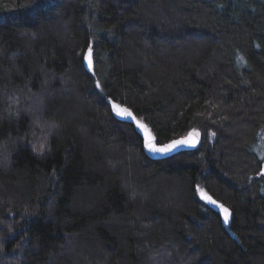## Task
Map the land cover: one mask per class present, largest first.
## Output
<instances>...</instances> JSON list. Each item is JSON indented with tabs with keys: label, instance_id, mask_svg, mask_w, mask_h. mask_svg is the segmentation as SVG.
I'll return each mask as SVG.
<instances>
[{
	"label": "trees",
	"instance_id": "1",
	"mask_svg": "<svg viewBox=\"0 0 264 264\" xmlns=\"http://www.w3.org/2000/svg\"><path fill=\"white\" fill-rule=\"evenodd\" d=\"M263 164L264 0H0V264H264Z\"/></svg>",
	"mask_w": 264,
	"mask_h": 264
},
{
	"label": "water",
	"instance_id": "2",
	"mask_svg": "<svg viewBox=\"0 0 264 264\" xmlns=\"http://www.w3.org/2000/svg\"><path fill=\"white\" fill-rule=\"evenodd\" d=\"M88 53V52H87ZM85 66L87 68L88 67V62L85 60ZM107 104L109 105L110 107V112H111V115L112 117L118 121V122H121V123H125V124H132L134 129H135V132L136 134L142 139L143 141V147H144V152L145 154L147 155L148 158L152 159V160H163V159H166V158H169L177 153H181V152H189V151H193L194 149H196L199 145V140H198V137L194 134L191 139L189 140V134H187L185 137L183 138H180L178 140H189L188 143H185V144H182V145H178L176 148L172 149L171 151L167 152V153H164V154H160V153H152V152H149L144 144H145V139L147 137H151L153 138V142L158 146H164V145H168V144H171L173 141L171 142H168L166 144H162V145H159L157 144V141L155 139V137L152 135V133L147 129V127L140 121H138L136 118L135 120H132V119H125V118H122L120 116H117L116 115V112L113 108V105H117L119 106L120 108H125V107H122L116 103H113L111 102L110 100H106ZM130 111V110H129ZM131 112V111H130ZM132 113V112H131ZM134 116V115H133ZM135 117V116H134ZM137 122H139L140 124H142L144 126V129L142 130L140 127L137 126ZM176 141V140H174ZM261 175H264V164L262 166V169H261ZM203 199V198H202ZM206 204H208L212 209H214L215 211H219V207H216L210 203L207 202V200H203ZM219 205V204H218ZM224 222V221H223ZM225 225H227L225 222H224Z\"/></svg>",
	"mask_w": 264,
	"mask_h": 264
},
{
	"label": "snow or ice",
	"instance_id": "3",
	"mask_svg": "<svg viewBox=\"0 0 264 264\" xmlns=\"http://www.w3.org/2000/svg\"><path fill=\"white\" fill-rule=\"evenodd\" d=\"M84 59L88 62V67L91 68L92 67V52H91V48H89V51L84 56ZM97 87H99V85H97ZM113 108H114L117 116H120V117L125 118V119L135 120V117L133 116V114L128 109L120 108L117 105H113ZM137 126L140 127L142 130L144 129V126L142 124H140L139 122H137ZM193 135H194V133H189V140L191 139V137ZM189 140H176V141H173L171 144L158 147L153 142V138L147 137L145 139L144 146L149 152L164 154V153H167V152L171 151L172 149L176 148L178 145H182V144L188 143ZM198 191H200V190L198 189ZM202 198L206 199L208 203H210V204H212V205H214L216 207H219L221 212L223 213L224 222L226 224L229 222V210L227 208H225L222 204L218 205L215 200H213L211 197H207L204 194H202Z\"/></svg>",
	"mask_w": 264,
	"mask_h": 264
},
{
	"label": "rangeland",
	"instance_id": "4",
	"mask_svg": "<svg viewBox=\"0 0 264 264\" xmlns=\"http://www.w3.org/2000/svg\"><path fill=\"white\" fill-rule=\"evenodd\" d=\"M208 197V196H207ZM203 200H205L206 201V199H204L203 198ZM219 211L221 212V210L219 209ZM221 215H222V218H224V216H223V213L221 212Z\"/></svg>",
	"mask_w": 264,
	"mask_h": 264
}]
</instances>
